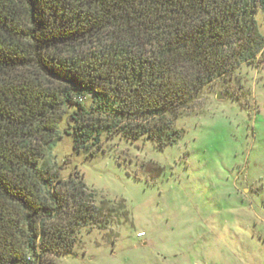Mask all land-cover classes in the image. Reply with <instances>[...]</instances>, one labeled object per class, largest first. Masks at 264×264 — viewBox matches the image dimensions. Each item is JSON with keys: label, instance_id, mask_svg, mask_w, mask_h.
Instances as JSON below:
<instances>
[{"label": "trees", "instance_id": "16d2710c", "mask_svg": "<svg viewBox=\"0 0 264 264\" xmlns=\"http://www.w3.org/2000/svg\"><path fill=\"white\" fill-rule=\"evenodd\" d=\"M259 13L264 0H0V264H51L110 224L84 183L42 163L66 118L75 154L104 136L177 144L205 88L259 67Z\"/></svg>", "mask_w": 264, "mask_h": 264}, {"label": "rangeland", "instance_id": "374dc122", "mask_svg": "<svg viewBox=\"0 0 264 264\" xmlns=\"http://www.w3.org/2000/svg\"><path fill=\"white\" fill-rule=\"evenodd\" d=\"M256 19L264 38V13ZM258 60L205 88L176 122L183 137L164 150L104 136L94 155L75 154L66 118L42 163L84 183L110 224L80 230L75 249L51 264H264V54Z\"/></svg>", "mask_w": 264, "mask_h": 264}, {"label": "water", "instance_id": "95a60500", "mask_svg": "<svg viewBox=\"0 0 264 264\" xmlns=\"http://www.w3.org/2000/svg\"><path fill=\"white\" fill-rule=\"evenodd\" d=\"M218 99L220 100V97H218Z\"/></svg>", "mask_w": 264, "mask_h": 264}]
</instances>
